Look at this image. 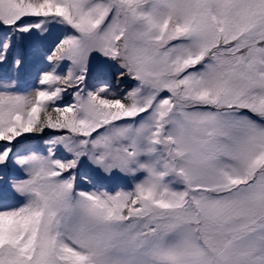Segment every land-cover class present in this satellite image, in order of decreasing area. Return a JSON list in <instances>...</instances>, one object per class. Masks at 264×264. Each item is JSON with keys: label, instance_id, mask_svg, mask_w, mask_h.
<instances>
[{"label": "snow or ice", "instance_id": "6c2138e0", "mask_svg": "<svg viewBox=\"0 0 264 264\" xmlns=\"http://www.w3.org/2000/svg\"><path fill=\"white\" fill-rule=\"evenodd\" d=\"M0 264H264V0H0Z\"/></svg>", "mask_w": 264, "mask_h": 264}, {"label": "rangeland", "instance_id": "374dc122", "mask_svg": "<svg viewBox=\"0 0 264 264\" xmlns=\"http://www.w3.org/2000/svg\"><path fill=\"white\" fill-rule=\"evenodd\" d=\"M120 87H122V88H127V87H128V84H127V83L121 84ZM67 99H70V97L67 98Z\"/></svg>", "mask_w": 264, "mask_h": 264}]
</instances>
